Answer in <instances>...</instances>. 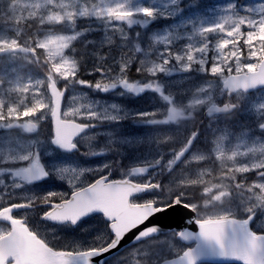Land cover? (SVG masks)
I'll return each mask as SVG.
<instances>
[{"label": "snow or ice", "instance_id": "obj_1", "mask_svg": "<svg viewBox=\"0 0 264 264\" xmlns=\"http://www.w3.org/2000/svg\"><path fill=\"white\" fill-rule=\"evenodd\" d=\"M11 2L0 0V19L8 25L0 30V129L37 133L42 121L50 127L46 140L22 143L0 138V224H7L0 227V264H97L94 258L118 250L129 233L134 246L142 247L129 253L128 264H204L214 258L264 264V224L252 227L258 216L264 218V0H254L242 13L233 0H226L212 17L185 15L194 0L185 6L183 0H17L20 14L11 18L7 11ZM169 19L174 23L162 31L129 34L133 26L148 29L153 22ZM93 25L104 33L100 40L86 36L97 30ZM57 26L60 30H55ZM31 28L36 29L34 34L28 32ZM77 41L83 51L75 47ZM88 59L93 63L83 68ZM137 63L135 72L141 79L130 80ZM31 66L45 68L46 76L33 77ZM82 70L99 78H81ZM174 73L188 74L186 79L192 74L214 79L178 99L180 94L166 91L159 79L160 74ZM78 86L121 97L151 91L158 94L159 106L128 110L98 100L78 102L86 96L71 94ZM202 108L209 118L244 112L250 119L248 131L234 146L220 136L207 154L194 151L197 130L179 141L165 136L157 144H168L169 151L158 147L139 166L122 171L120 179L111 178L114 161L81 167L55 155L42 162L41 150L48 154L46 145L57 152L103 158L115 144L129 143L115 140L114 132L96 131L102 125L125 120L179 124ZM99 136H106L107 143L93 150L92 141ZM82 141L88 144L83 152ZM205 161L219 162V175L210 169L188 174L194 164ZM85 173L96 178L82 179ZM165 173L168 184L158 179ZM249 173L256 179L249 182ZM50 177L66 180L70 193L36 194L26 188ZM192 190L200 191L202 203L195 202ZM149 194L151 198L145 199ZM176 205L194 213L188 223L199 228L172 233L173 241L178 238L186 245L161 241V228L146 223ZM37 209L42 224L76 228L96 216L101 226L91 239L74 241L71 250H57L38 228L29 226L27 218L14 217V212ZM92 228L80 230L88 233Z\"/></svg>", "mask_w": 264, "mask_h": 264}, {"label": "rangeland", "instance_id": "obj_2", "mask_svg": "<svg viewBox=\"0 0 264 264\" xmlns=\"http://www.w3.org/2000/svg\"><path fill=\"white\" fill-rule=\"evenodd\" d=\"M251 0H244L240 2L239 0H233L238 5L239 10L241 13L243 12V9L250 5ZM151 2V0H149ZM189 0H186V5L188 4ZM254 0H252V3ZM226 3V0H194V3L191 8H193L191 14H198V15H204L207 17H212L216 14H218V9L224 6ZM18 3L17 0H12L11 4L8 5L7 11L8 14L11 18H15L18 16L20 13L18 11ZM190 8V9H191ZM190 9L186 8V12H188ZM85 24V23H84ZM83 24V25H84ZM81 25H78L80 27ZM8 25L4 22L3 19H0V30L7 28ZM96 27L97 26H93ZM168 27V26H166ZM166 27H164L162 30H164ZM56 30V29H55ZM160 30V31H162ZM36 31L35 28H31L28 30L29 33L34 34ZM104 33L102 30L97 29L96 31L86 33V36L88 39H93V40H100L103 37ZM184 43V42H183ZM76 45L75 47L77 48L78 51H80V46L82 44L77 41L74 42ZM160 48H163V45L159 46ZM83 49V46L81 47ZM107 47L105 49H102V51H106ZM89 63H83V67H87L89 64L93 63L92 59H89ZM31 75L33 76L32 73V68H31ZM188 74H180V73H174L171 76H165L164 74H160L159 79L163 81L166 84V91L171 90L174 93H178V99H183L187 93L188 90L194 89V86L197 84H203V81L205 80H211L214 78L211 77H206L201 74H192L191 79H186L184 78ZM34 77V76H33ZM45 76H36L35 78H43ZM63 83V81H61ZM149 92V91H147ZM95 93V94H94ZM71 94L76 95L78 98L82 94H86L85 96V101H80L78 99V102H86L87 100H98V101H104L107 102L108 104L111 103H116L120 105L121 107L128 109V110H136V109H147V110H152L153 107L147 108L143 106H137V103H130L125 100H120L116 96L114 97H105L104 95H100L99 92H94L91 89L87 88H81L77 87L76 89L73 90ZM154 96L153 101H157L158 94L153 93ZM101 96V97H100ZM222 99V98H221ZM161 103V102H160ZM159 105L156 104L155 107H158ZM205 108H202L196 113H194L193 118L195 120L192 121H181L179 124L175 125H145V124H134L131 120H125L120 122L119 125H102L100 128H98L96 131L98 132H114L115 136L113 137L115 140L120 141L123 139H127L129 143H117L115 144L114 150L113 151H107L106 153L116 155L120 159L126 158L130 166H135L139 165V162L144 159V158H150V155H155L157 148L159 147L160 151H169V145L168 144H163V145H158L157 141L163 139L165 136H173L177 141L182 140L184 136L187 134V132L191 130H197V127H201L203 132L205 131V134L203 137L204 138H199V143L196 145L195 150H199L201 152H204L207 154V152L213 147V145H209L210 142H213L219 138L220 136H224V143L228 146H234L235 143H238L240 141L237 140V137L241 135L242 132H247V125L242 123L241 125L238 126V130L235 128L233 131L230 130L231 128V123L233 120H242V122L249 117L247 116L246 113L240 112L235 115H232L228 118L229 120L226 119L225 116L219 117V118H212L209 122L203 124V122L200 121L198 115L203 116V111ZM198 113V114H197ZM158 118H163V115H161ZM208 120V119H207ZM206 121V120H205ZM49 122L48 121H42L40 127L37 130V133H25L22 130L19 129H5L4 131L0 132V138H7L9 140H19L22 141L23 138H27L28 136L30 137V134H34L33 136L37 137L40 140H46L49 135ZM155 128V129H154ZM37 134V135H35ZM250 134V133H249ZM26 140V142L28 140ZM33 139H37V138ZM108 138L106 136H99L97 137L96 140L92 141V147L93 150L99 151L100 148L104 147V145L107 143ZM81 152L86 151L88 148L87 142L82 141L81 142ZM47 148V153L42 149V162L48 163L53 156L56 155L58 159H65V160H70V161H76L80 164L81 167H97L104 161L107 162H112L113 159H108L105 160L103 159V162L98 163L95 162L94 164L86 163L83 160H80L77 157L85 158V159H91L92 157H83L79 153H73V155H65V153L62 152H57L54 150L53 146L46 145ZM106 154V156L111 157L110 155ZM122 155L124 157H122ZM113 158V157H111ZM115 161V159H114ZM207 165H204V162H200L199 164H194L190 169H188V174H195L199 172L202 169H210L213 171V175H219V173H216L214 169H218L217 171L219 172V162H209L207 161ZM213 166V167H212ZM183 165L180 166V169H178V173L180 172L181 169H183ZM214 168V169H213ZM248 175H251L253 178L251 181L255 180L256 177L249 173ZM94 176L92 173H85V176L82 177V179H88L91 181V177ZM167 173L164 175L159 176V180H161L164 184H168L169 180L166 178ZM205 179H211V177H205ZM56 183L49 181L48 179L45 181H40L32 186H26V188L30 189L32 192H35L36 194H45L47 191L52 190V191H57V192H65V193H70L71 189L70 186L68 185L67 181H61L58 178L55 177ZM195 191V190H192ZM151 198V196L147 197ZM146 199V198H145ZM22 216L28 218L30 220L31 226L33 228H38L42 237L45 238L49 243H52L54 245H58L60 247H68L72 248L73 242H79L83 239H91V235H94L92 231H89L88 233L82 232L80 229L88 227L83 226L81 228H70V227H65V226H56L50 223H41L40 222V212L39 209L37 210H31L27 211V213H22ZM259 224H264V218L260 217L259 221L257 222V227ZM4 227V226H0ZM164 240H168L170 242H174L177 245H180L176 239L173 241L172 235H168L167 237L164 238ZM162 240V241H164ZM136 247H142V246H136ZM131 248L130 252L135 251V248ZM125 257H128L126 261H124V264H128L129 262V254ZM123 257V258H125ZM117 261L119 260H114L110 264H117Z\"/></svg>", "mask_w": 264, "mask_h": 264}, {"label": "water", "instance_id": "obj_3", "mask_svg": "<svg viewBox=\"0 0 264 264\" xmlns=\"http://www.w3.org/2000/svg\"><path fill=\"white\" fill-rule=\"evenodd\" d=\"M63 106V105H62ZM206 116H207V109L205 112ZM195 216L194 213H192L189 209H185L183 208L182 205H176L171 209H167L164 213L161 214H157L155 217L150 218L149 222L146 223H150V224H156L158 225L162 232H167L173 229H179V230H183V229H188L189 231H193V232H198L199 228L197 225H195L194 223H188V221L190 219H193ZM144 226H141V229ZM136 231V230H133ZM132 233H129L125 239L121 242V245L119 246V249H114L112 250V252L110 253H105L104 257H98V258H94L97 261L100 259H106L110 256H112L113 254L119 252L122 248H124L127 245H130L131 243H133L132 241ZM188 243V242H186ZM208 262H215V263H226V262H235V261H224L222 259L219 258H214V259H209L207 260ZM241 263V262H238Z\"/></svg>", "mask_w": 264, "mask_h": 264}, {"label": "flooded vegetation", "instance_id": "obj_4", "mask_svg": "<svg viewBox=\"0 0 264 264\" xmlns=\"http://www.w3.org/2000/svg\"><path fill=\"white\" fill-rule=\"evenodd\" d=\"M183 3H184V5L183 6H185L186 5V0H183ZM185 15H186V11H185ZM177 20H178V18H177ZM162 21L163 20H159V21H156V22H153L152 24H150L149 25V27H148V29H144V28H141L140 26H133V28H135V29H131V30H128L129 31V34H130V36H134V34H135V32L136 31H140V32H145V33H148V32H157L158 31V26H159V24H161L162 23ZM93 26H96V25H93ZM126 27V26H125ZM143 46H145V44H144V42H142V47ZM138 56L140 55V54H137ZM154 56H155V54H153V58H154ZM136 66H138V63L137 64H134L133 65V67H132V69H131V71L129 72V75H133V74H137L136 72H135V67ZM39 69L37 70V69H34V71H35V73H37V74H42V76H46V70H45V68H43V67H40V66H37ZM39 72V73H38ZM82 74L83 75H88V73L86 72V71H83L82 72ZM245 124H247V123H245ZM250 124V120H249V122H248V125ZM197 131L200 133V137L201 138H204L203 136L204 135H206L205 134V131L203 132V130H202V128L201 127H199L198 129H197ZM257 135H258V132H257ZM210 146L211 145H213L212 144V141L210 142V144H209ZM213 167V166H212ZM214 169V168H213ZM217 170V169H216ZM216 170L214 169V171L216 172ZM218 172V171H217ZM201 203H202V201H201ZM89 226V225H92L93 226V228L90 230V231H92L93 232V234H95V229L97 228V227H99V226H101V221L99 220V218L98 217H96V216H93V217H90V218H87V219H85L79 226H77L76 228H81V227H83V226ZM55 247V246H54ZM56 249H59V250H71V248H68V247H55ZM109 264V263H108Z\"/></svg>", "mask_w": 264, "mask_h": 264}, {"label": "trees", "instance_id": "obj_5", "mask_svg": "<svg viewBox=\"0 0 264 264\" xmlns=\"http://www.w3.org/2000/svg\"><path fill=\"white\" fill-rule=\"evenodd\" d=\"M83 50H84V49L80 48V51H83ZM89 62H90V61H89V59H88L87 61L84 62V64H85V63H89ZM84 64H83V66H84ZM91 64H92V63H91ZM91 64H89L86 68H89V67L91 66ZM139 78H141L140 75H138L137 78H134V80L139 79ZM194 193H195V196L199 198L200 191H199V190H195Z\"/></svg>", "mask_w": 264, "mask_h": 264}, {"label": "bare ground", "instance_id": "obj_6", "mask_svg": "<svg viewBox=\"0 0 264 264\" xmlns=\"http://www.w3.org/2000/svg\"><path fill=\"white\" fill-rule=\"evenodd\" d=\"M154 129H155V128H154ZM21 142L23 143V142H26V141L23 139Z\"/></svg>", "mask_w": 264, "mask_h": 264}]
</instances>
